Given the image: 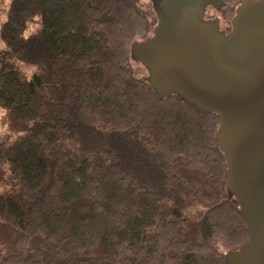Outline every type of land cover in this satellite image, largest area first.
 <instances>
[{"label":"trees","instance_id":"1","mask_svg":"<svg viewBox=\"0 0 264 264\" xmlns=\"http://www.w3.org/2000/svg\"><path fill=\"white\" fill-rule=\"evenodd\" d=\"M222 1L208 14L229 32L240 0ZM154 26L137 0H10L0 264H227L248 239L217 115L131 66Z\"/></svg>","mask_w":264,"mask_h":264},{"label":"water","instance_id":"2","mask_svg":"<svg viewBox=\"0 0 264 264\" xmlns=\"http://www.w3.org/2000/svg\"><path fill=\"white\" fill-rule=\"evenodd\" d=\"M158 3L152 36L134 43L130 57L146 68L161 98L176 95L217 115L226 191L248 234L226 263L264 264V0H240L229 32L217 17L204 19L222 0Z\"/></svg>","mask_w":264,"mask_h":264},{"label":"rangeland","instance_id":"3","mask_svg":"<svg viewBox=\"0 0 264 264\" xmlns=\"http://www.w3.org/2000/svg\"><path fill=\"white\" fill-rule=\"evenodd\" d=\"M158 1H162V0H158ZM158 1L156 0H137V7L139 9L140 12L146 14L151 21H153L154 16L156 15L155 9H154V5L153 2H156V4L158 3ZM10 6V0H0V28L2 26V23L6 20L7 18V12ZM219 24H221L219 22ZM220 28H222L220 26ZM37 28L35 27L34 24L28 26V28L25 30L23 36L27 37L33 33H36ZM3 45L0 41V49H2ZM130 63L131 66L134 70H138L141 68V66L139 65V63H137L134 59H132L130 57ZM142 76H145L144 78H146V73L142 74ZM4 132V127L0 124V136L2 135V133Z\"/></svg>","mask_w":264,"mask_h":264},{"label":"flooded vegetation","instance_id":"4","mask_svg":"<svg viewBox=\"0 0 264 264\" xmlns=\"http://www.w3.org/2000/svg\"><path fill=\"white\" fill-rule=\"evenodd\" d=\"M156 1H157V0H156ZM158 2H159V1H158ZM158 4H159V3L156 4V2H153V5H155L154 8H156V7L158 6ZM208 10H209V8H208ZM208 10H207V11H208ZM208 13H209V12H206V13H205V16H204V19H205V20H210V19L212 20V19H214L215 17H217V16H216V13H215L214 15H209ZM157 21H158V20H157V17H156V15H155V16H154V19H153V21H151V23H153V24L155 23V25H156V24H157ZM219 25H220V24H219ZM154 27H155V26H154ZM220 29H221V28H220Z\"/></svg>","mask_w":264,"mask_h":264},{"label":"clouds","instance_id":"5","mask_svg":"<svg viewBox=\"0 0 264 264\" xmlns=\"http://www.w3.org/2000/svg\"><path fill=\"white\" fill-rule=\"evenodd\" d=\"M222 30V29H221Z\"/></svg>","mask_w":264,"mask_h":264}]
</instances>
